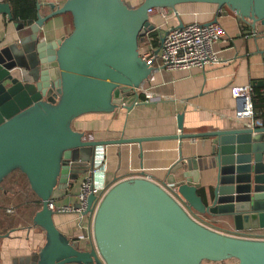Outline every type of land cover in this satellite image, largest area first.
Wrapping results in <instances>:
<instances>
[{"label": "water", "instance_id": "1", "mask_svg": "<svg viewBox=\"0 0 264 264\" xmlns=\"http://www.w3.org/2000/svg\"><path fill=\"white\" fill-rule=\"evenodd\" d=\"M181 4L227 8L239 21L264 26V0H144L136 8L123 0H66L59 8L48 4L45 14L37 5V19L28 27L14 22L9 5L0 2V16L12 23L17 37L16 44L0 50V184L13 172L25 177L40 202L31 227L45 237L37 253L11 264H264V239L241 236L264 230V126L184 134L180 114L175 135L108 141H89L71 127L83 115L114 114L129 97L123 88L138 89L149 79L153 68L138 54L143 31L154 29L147 11H174ZM65 14L71 16V32L51 42L40 39L47 21ZM137 99L129 97L125 109ZM197 139L212 140L210 154L183 159L179 153L167 184L130 178L110 186L98 203L88 196L89 250L55 226L48 208L55 191L72 187L97 147ZM206 171L215 174L208 206L196 183ZM189 214L231 218L234 233Z\"/></svg>", "mask_w": 264, "mask_h": 264}, {"label": "crops", "instance_id": "2", "mask_svg": "<svg viewBox=\"0 0 264 264\" xmlns=\"http://www.w3.org/2000/svg\"><path fill=\"white\" fill-rule=\"evenodd\" d=\"M50 3L51 0H46ZM130 8H136L144 0H123ZM0 2H2L0 0ZM48 6V4H47ZM41 8V13L48 12ZM170 14L166 21L157 15L150 16V23L160 28L178 26L192 22L218 23L226 32L227 38L212 46L213 52L221 61L218 65L203 69L153 70L143 87L156 92L169 100L158 99L150 104L133 106L130 111L118 109L114 114H87L75 119L71 127L84 134L89 141H108L116 139L150 138L172 136L177 133L176 116L182 115L184 134L204 133L239 128L234 119V101L230 87L251 84L253 88L264 89L258 84L263 82L261 65L264 26L239 21L227 8L218 11L208 4H181ZM174 14V15H173ZM40 38L46 42L67 36L69 26L63 16L54 17L40 30ZM161 31H154V44L157 45ZM254 34V35H253ZM253 35V36H252ZM17 43L15 29L5 16H0V50ZM261 119H254V121ZM264 126V124H262ZM249 127V126H248ZM211 139L175 140L144 142L141 145H110L103 147L106 160L105 182L112 186L118 181L146 177L156 183H166L170 178L169 170L181 154L183 159L208 156L212 149ZM264 163V154H263ZM89 162L67 191H55L53 201L57 206L72 203L78 190V181L86 174ZM182 171L175 174L179 178ZM215 174L212 171L199 172L196 183L199 190H211ZM7 191L0 189V200L6 199ZM205 225L222 233H234L233 221L228 217L212 218L200 216ZM54 224L67 238L78 241L82 250H89V239L78 240L76 218L72 215L54 216ZM14 236L3 238L0 248V261L9 264L13 259L26 258L37 253L45 243L41 229L26 227L13 229ZM37 230V232L35 231ZM10 232L8 234H10ZM243 237L264 239V230H250ZM2 264V263H1Z\"/></svg>", "mask_w": 264, "mask_h": 264}, {"label": "built area", "instance_id": "3", "mask_svg": "<svg viewBox=\"0 0 264 264\" xmlns=\"http://www.w3.org/2000/svg\"><path fill=\"white\" fill-rule=\"evenodd\" d=\"M65 0H36L37 5L45 8L47 4H52L54 8L62 6ZM169 9H150L147 11L149 21L151 15H157L161 20L166 21L169 16ZM174 15V14H173ZM43 27L40 29L42 30ZM154 31H161L158 37L157 45L154 44V37L151 34ZM41 32V31H40ZM254 35V34H253ZM252 35V36H253ZM143 41L138 45V54L142 61L149 64L153 70H188L191 68L203 69L207 66L218 65L221 61L212 50L213 44L223 41L227 38L225 30L218 23H199L192 22L174 26L166 29L154 25L152 31H143ZM262 52L261 65L263 71L264 83V34L261 35ZM129 97L137 96L138 99L133 102V106L139 104H150L158 99L169 100L168 97L160 96L156 92L141 86L138 89L123 88ZM230 93L234 101V119L240 123H245L249 127L262 126V120L254 121V112L252 107L253 86L251 84L230 87ZM120 102L119 108L125 109V102ZM106 160L103 147H97L92 161L86 174L78 181V190L73 197L72 203L57 206L53 200L50 201L48 208L56 215H72L77 221V230L80 232L78 240L89 239L91 242L90 218L85 215L87 207V198L93 195L98 203L103 194L109 188L105 182ZM170 196L185 211V206L174 193L172 188L167 186L165 189ZM12 214V210L6 211ZM191 215V214H189ZM196 221L200 216H192ZM204 224V223H202ZM205 225V224H204Z\"/></svg>", "mask_w": 264, "mask_h": 264}, {"label": "rangeland", "instance_id": "4", "mask_svg": "<svg viewBox=\"0 0 264 264\" xmlns=\"http://www.w3.org/2000/svg\"><path fill=\"white\" fill-rule=\"evenodd\" d=\"M127 6L129 7V5ZM70 28L69 32H71ZM1 187L7 191L8 196L6 199L0 200V235L7 234L13 229L31 227V219L40 206L36 205L37 198L31 193L25 177L19 172H13ZM8 209L13 211L12 214L6 212ZM35 231L37 232V230ZM9 235L14 236L11 232ZM2 244L3 241H0V248ZM1 263L3 264L4 261ZM9 264H11L10 261ZM207 264H235V262Z\"/></svg>", "mask_w": 264, "mask_h": 264}, {"label": "trees", "instance_id": "5", "mask_svg": "<svg viewBox=\"0 0 264 264\" xmlns=\"http://www.w3.org/2000/svg\"><path fill=\"white\" fill-rule=\"evenodd\" d=\"M1 1L9 5L12 20L14 22L22 23L24 26L28 27L36 21L37 19L36 0H1ZM64 17L66 18V24L69 27H71L70 29L72 30L71 16L69 14H65ZM151 37L154 36L151 35ZM252 107L254 112V119H261L262 124H264V89L253 88ZM6 180L7 178L4 179L3 182L0 184L1 190H3L1 186L5 183ZM202 191L203 190H199L198 195L201 196L204 205L208 206L211 203V200L209 198L210 190L207 189L206 192H204V194H202ZM36 205L40 206V202L38 201V199L36 201Z\"/></svg>", "mask_w": 264, "mask_h": 264}]
</instances>
